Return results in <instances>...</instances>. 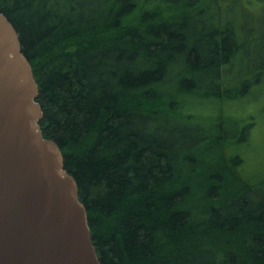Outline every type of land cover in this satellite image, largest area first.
<instances>
[{"label":"trees","instance_id":"1","mask_svg":"<svg viewBox=\"0 0 264 264\" xmlns=\"http://www.w3.org/2000/svg\"><path fill=\"white\" fill-rule=\"evenodd\" d=\"M225 1L0 0L102 264H264L254 123L207 114L264 83V12Z\"/></svg>","mask_w":264,"mask_h":264},{"label":"water","instance_id":"2","mask_svg":"<svg viewBox=\"0 0 264 264\" xmlns=\"http://www.w3.org/2000/svg\"><path fill=\"white\" fill-rule=\"evenodd\" d=\"M33 68L0 11V264H102L75 177L45 138Z\"/></svg>","mask_w":264,"mask_h":264},{"label":"rangeland","instance_id":"3","mask_svg":"<svg viewBox=\"0 0 264 264\" xmlns=\"http://www.w3.org/2000/svg\"><path fill=\"white\" fill-rule=\"evenodd\" d=\"M253 13L262 15L264 1L250 0ZM226 4L230 1L226 0ZM263 8V9H262ZM260 35L258 46H261L260 56H264V28L257 30L255 36ZM255 52V50H254ZM260 58V57H259ZM258 59H253L257 62ZM207 114L218 118L229 116L241 119L243 123H254L249 132V141L240 144H230L226 153L228 156L240 155L243 163L239 168L241 176L251 185L260 184L264 180V83L253 86L245 96L226 102H215Z\"/></svg>","mask_w":264,"mask_h":264}]
</instances>
